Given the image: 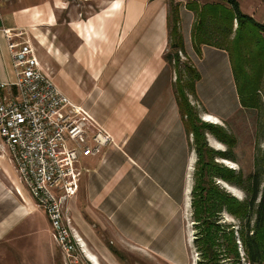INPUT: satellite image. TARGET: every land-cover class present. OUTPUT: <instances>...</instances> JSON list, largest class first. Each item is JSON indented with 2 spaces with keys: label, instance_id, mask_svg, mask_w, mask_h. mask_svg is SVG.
<instances>
[{
  "label": "crops",
  "instance_id": "1",
  "mask_svg": "<svg viewBox=\"0 0 264 264\" xmlns=\"http://www.w3.org/2000/svg\"><path fill=\"white\" fill-rule=\"evenodd\" d=\"M248 1L251 7L245 14L255 21L264 19V0ZM191 2L204 5L216 0H0V83L9 84L14 78L4 29L17 45H31L39 67L55 86L112 136L114 145L102 161L82 159L89 171L81 181L85 176L93 204L117 221L110 223L111 235L131 245L141 242L140 236H173L167 227L183 218L178 205L191 208L197 163L194 137L185 131L173 87L165 90L166 99L157 98L166 67L171 5H178L184 58L200 75L196 97L190 98L195 109H206L198 117L203 122L204 116L221 120L227 116L215 107L223 111L240 107L228 54L208 46L201 48L200 57L193 51L196 17L187 8ZM208 135L212 136L205 133V139ZM4 151L0 142V156L13 171ZM17 189L25 204L17 205L13 195L1 196L10 205L0 217L2 238L15 225L22 228L36 212L29 195ZM95 250L104 252L101 246ZM158 253L175 264L186 260L181 250L165 247ZM105 259L108 264L125 261L106 252Z\"/></svg>",
  "mask_w": 264,
  "mask_h": 264
},
{
  "label": "trees",
  "instance_id": "2",
  "mask_svg": "<svg viewBox=\"0 0 264 264\" xmlns=\"http://www.w3.org/2000/svg\"><path fill=\"white\" fill-rule=\"evenodd\" d=\"M187 8L196 17L191 30L195 54L200 57L203 46L225 51L241 108L262 110L264 42L260 33H264V25L243 13L236 0H216L204 5L191 2ZM178 23V5H171L167 22L169 51L163 58L176 75L172 86L185 131L194 137L197 163L191 191V217L196 229L193 242L201 256L198 264H224L226 260L240 264L238 244L244 253V262L264 264V148L256 149L253 169L247 175L214 161L235 162L232 149L237 139L223 127L202 122L190 104V98L196 97L195 86L200 75L189 60L180 61L178 54H184V43ZM260 125L264 126V123ZM261 130L264 132V127ZM205 133L211 134L226 149L215 151L209 148ZM217 181L237 187L244 193V199L231 196L219 188ZM223 212L237 221L236 230L222 225Z\"/></svg>",
  "mask_w": 264,
  "mask_h": 264
},
{
  "label": "built area",
  "instance_id": "3",
  "mask_svg": "<svg viewBox=\"0 0 264 264\" xmlns=\"http://www.w3.org/2000/svg\"><path fill=\"white\" fill-rule=\"evenodd\" d=\"M1 32L14 75L11 83H0L2 151L20 186L47 217L52 239L68 256L81 248L68 216L81 177L89 171L81 161H102L113 138L55 86L39 67L31 45L19 46L7 30ZM15 192L20 196L17 188Z\"/></svg>",
  "mask_w": 264,
  "mask_h": 264
},
{
  "label": "rangeland",
  "instance_id": "4",
  "mask_svg": "<svg viewBox=\"0 0 264 264\" xmlns=\"http://www.w3.org/2000/svg\"><path fill=\"white\" fill-rule=\"evenodd\" d=\"M239 4L242 11L246 13L249 1L240 0ZM256 8L259 9L258 6ZM260 13V9L255 11L256 15ZM262 17L263 16L258 17L256 22L264 25V19ZM260 38L264 42L263 32L260 33ZM168 51L169 48L167 52ZM167 52H165V54ZM181 55L182 57L179 55L180 61L185 62L187 59L184 58L183 54ZM165 65L166 67L163 75L158 82V85L161 86L157 93L158 99H166L167 95L165 90L168 89L169 86H172L175 80V73L167 67L166 63ZM168 93L170 92L168 91ZM261 97L263 99L262 110H247L242 109L240 106L236 109L230 107L232 111H223L219 107H215L214 110L222 116L225 115L227 117L221 120L213 119V121L218 123L204 122L214 126L225 127L228 133L234 135L237 139V143L232 149L236 158L235 162L226 160L229 162V164H226L220 159H215L214 161L216 163L231 170H240L244 175H247L252 171L253 157L256 149L264 148V132L261 130L264 126L260 125L264 123V82L261 89ZM230 98L232 99L233 104L234 98L232 93ZM203 110L206 109L203 107L199 109L196 108L199 115H201ZM207 110L209 109L207 108ZM199 119L203 122L201 117ZM207 139L212 142L216 148H212L209 142H207ZM206 143L208 147L213 150L223 151L226 149L224 145L218 144L210 135L206 137ZM0 165L3 167L0 171V191H3V194L0 195L1 217V214L9 211L10 206L5 200L1 199V196H4V193L9 196L13 195L14 199L18 202L17 205H21L19 203L25 204V201L21 194L20 196L16 194L15 188L21 189L27 196L28 193L24 188H20L16 184L14 178L15 174L10 169L7 159L3 156H0ZM195 169L196 165L194 170ZM221 182H216L219 188L225 190L238 200L244 199V193L240 189L225 183L233 188L234 194H232L223 186L222 183L224 182ZM87 194L84 176L82 181H80L78 194L73 197L68 207V216L70 218L73 238L78 241V245L81 244V248H78L77 246V248L68 256L62 252L51 237V229L44 212L41 209L34 208L33 210H36V212L32 214L22 228H16L15 225L9 235L4 236L3 238L2 236L0 237V264H91L82 252L83 245H86L89 252L98 259L100 264H108L105 259V252L113 256L115 260H125L124 262L122 261L123 264H175L163 259L158 253L159 250L165 247L171 248L174 251L181 250L186 259L184 260V264L200 263L201 256L193 242L196 236V229L192 222V209L189 207V204L188 206L185 204L178 205L180 211L183 212V218L179 220L175 219L172 228L169 224V226L167 225L168 227L165 226V228L167 227V231L172 230L173 236L165 238L161 236H140L139 240H141V242L131 245L127 243V241L119 240L114 235H111L113 228L110 223H113L112 225H114L117 221L106 218L108 214L98 209ZM6 209L8 210L5 212ZM103 218H105V220ZM145 222L146 221L142 220L143 224H145ZM149 223H152V221H149ZM221 223L222 225L232 226L235 230L238 225L237 221L225 212L221 215ZM101 225L103 227H101ZM162 228L163 226L161 225L160 229ZM155 230L158 231V227H156ZM96 246H101L104 252L96 251ZM238 252L241 257L240 264H247L244 262V253L239 244ZM231 262L232 260L230 262L226 260L224 261V264H231Z\"/></svg>",
  "mask_w": 264,
  "mask_h": 264
},
{
  "label": "bare ground",
  "instance_id": "5",
  "mask_svg": "<svg viewBox=\"0 0 264 264\" xmlns=\"http://www.w3.org/2000/svg\"><path fill=\"white\" fill-rule=\"evenodd\" d=\"M204 117H205L204 118L205 121H207V122L218 123V122L213 121L212 117H209V116H204ZM222 161H223V163L229 164V162H227L226 160H222ZM222 184L230 193L234 194L233 188H231L230 186L226 185L225 183H222ZM82 247H83L82 252H83L84 256L90 261L91 264H100L98 259L93 254H91L89 252V250L87 249L86 245H83Z\"/></svg>",
  "mask_w": 264,
  "mask_h": 264
}]
</instances>
